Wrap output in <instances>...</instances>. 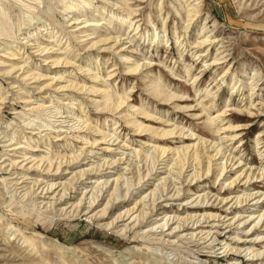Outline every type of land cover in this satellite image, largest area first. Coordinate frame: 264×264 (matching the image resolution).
I'll list each match as a JSON object with an SVG mask.
<instances>
[{"label":"rangeland","instance_id":"rangeland-1","mask_svg":"<svg viewBox=\"0 0 264 264\" xmlns=\"http://www.w3.org/2000/svg\"><path fill=\"white\" fill-rule=\"evenodd\" d=\"M261 174L264 0H0V264H264Z\"/></svg>","mask_w":264,"mask_h":264},{"label":"bare ground","instance_id":"bare-ground-1","mask_svg":"<svg viewBox=\"0 0 264 264\" xmlns=\"http://www.w3.org/2000/svg\"><path fill=\"white\" fill-rule=\"evenodd\" d=\"M194 1H197V0H192V2H194ZM198 4H199V2L196 3V4H194V5H198ZM195 13H196V12H195ZM195 13H194V15H195ZM191 19H192V18H191ZM88 26H89V27H90V26L93 27L94 25H88ZM100 42H101V41H98V43H100ZM104 42H105V41H104ZM115 42H116V44H117V43H119L120 41H117V40H116ZM215 42H216V41H215ZM203 44H205V41H203V42L201 43V45H203ZM211 44H212V43H211ZM93 45H94V44H93ZM201 45H200V46H201ZM93 47H94V46H93ZM111 48H112V47H109V50H110ZM122 52H123V50H122ZM57 61H58V60H57ZM215 62H216V61H215ZM215 62H213V63H215ZM56 63H57V62H56ZM56 63H55V64H56ZM58 63H59V62H58ZM58 63H57V64H58ZM213 63H212V64H213ZM66 64H70V63L67 62ZM215 66H216V65H215ZM126 70H127V72H128L127 74H130V76H133L136 72H138V65H129V66L127 67ZM112 77H113V76H112ZM55 79H56V78H55ZM153 84H155V83H153ZM153 84H152V85H153ZM94 91H95V90H94ZM152 91H153V95L155 94L154 97L156 96V97L159 98V94L155 93V92H156L155 90H152ZM92 92H93V91H92ZM125 100H126V99H125ZM125 100H124V101H125ZM126 101H127V100H126ZM121 102H122V101H121ZM124 103H125V102L118 103L117 106L115 105V108L119 109V108L123 107ZM159 103H160V102H159ZM125 104H126V103H125ZM166 104H167V103H166ZM126 105H127V104H126ZM124 107H125V106H124ZM128 107L134 109V110H133V113H138V112H139L138 110H135L134 106H128ZM104 108H106V105H105ZM117 109H116V110H117ZM140 114H141L142 116H144L143 120L148 121V119H146V118H148L149 115H147V114L144 113V112H139V115H140ZM137 115H138V114H137ZM145 117H146V118H145ZM149 119H150V118H149ZM237 119H239V118H237ZM127 123H128V122H127ZM128 124H129V123H128ZM130 124H131L132 126H135V122H133V121H132V123H130ZM130 124H129V125H130ZM138 125H139V124H138ZM140 127H141V126H140ZM136 128H138L137 125H136ZM236 129H237V128H236ZM236 129H234L233 127L229 126V127H226V130H228V131H226V132H231L230 130H232V132H234ZM143 130H144V129H143ZM145 131H146V130H145ZM171 131H172V130H171ZM237 131H238V130H237ZM237 131H236V132H237ZM163 132H164V131H163ZM164 133L167 134L168 132H164ZM168 134L170 135V134H172V133L170 132V133H168ZM179 135H180V134H179ZM180 137H181V136H180ZM236 137H237L236 135H231L229 141L234 140ZM185 140H188V139H185ZM189 140H190V139H189ZM114 141H115V140H114ZM16 149H17V148H16ZM187 149H189V147H187ZM109 152H110V151H109ZM29 159H30V158H29ZM27 160H28V159H27ZM30 163H31V162H30ZM113 163H114V162H113ZM48 167H49V166H48ZM48 167H47V168H48ZM47 168H46V169H47ZM46 169H45V170H46ZM48 169H49V168H48ZM59 169H60V164H59V167L55 170L56 172H54V173H55V174H58ZM28 171H29V170H28ZM38 171H39V170H38ZM48 171H50V170H48ZM92 171H93V170H92ZM224 171H225V168L222 167V168H221V172L223 173ZM89 172H90V171H89ZM48 173H49V172H48ZM84 173H85V172H84ZM77 176H78V175H77ZM78 177H79V176H78ZM240 177H241V175H240L239 177H237V179H236L235 181H233V183H231L230 185H235V186L239 185V183H241L242 179L245 178V177H243L241 180H239ZM76 178H77V177H76ZM79 179H80V178H79ZM259 180H260L259 182L264 181V174H261V175L259 176ZM246 183H247V182H246ZM246 183H245V184H246ZM245 184H244V185H245ZM247 185H248V184H247ZM51 188H52V187L50 186V189H51ZM50 189H49V190H50ZM54 191H55V190H54ZM54 191H52V192H48V191H47V192L45 193V195H47V194H49V193L51 194V193H53ZM263 196H264V195H263ZM247 198H248V200H249V199H250V196L247 197ZM244 199H245V198H244ZM253 199H254V198H253ZM59 200H60V199H59ZM237 200H238V199H237ZM242 200H243V199H242ZM250 201H251V200H250ZM240 202H241V201H240ZM243 202L246 203L247 200L245 199ZM236 203H238V202H236ZM90 204H91V203H90ZM90 204H89V206H90ZM208 204H209V202H208ZM238 204H239V203H238ZM242 204H243V203H242ZM246 204H247V203H246ZM254 204H255V205H258V204H262V203H261L260 201H256ZM91 205L93 206V204H91ZM76 206H77V205H76ZM92 206H91V207H92ZM205 207H206V208H211V206H210V205L208 206L207 204H206ZM89 208H90V207H89ZM132 208H133V207H132ZM195 208H198V207H195ZM87 209H88V208H87ZM129 212H131V211L129 210ZM126 213H127V212H126ZM128 214H130V213H128ZM261 214H263V212H262ZM124 215H125V214H124ZM131 216H132V214H131ZM262 216H263V215H262ZM124 217H125V216H124ZM259 217H260V216H259ZM118 218H119V217H118ZM191 218L193 219L192 216H191ZM191 218H190V219H191ZM211 218H212V217H211ZM261 218H262V217H261ZM256 219L258 220L259 218L257 217ZM256 219H254V220H256ZM169 220H170V219H169ZM254 220H253L252 222H254ZM260 220H261V219H260ZM258 221H259V220H258ZM166 222H167V221H166ZM185 222H186V221H185ZM193 223H194V225L197 226L200 222H198V221H197V222H194V221H193ZM256 223H257V222H256ZM165 224H166V226H168V225H167L168 223H165ZM190 225H191V224H190ZM194 225H193V226H194ZM222 225H223V224H222ZM262 225H263V226H261V228H262V227L264 228V222L262 223ZM228 226H229V224H228ZM228 226H227V227H228ZM200 227H201V225H199L198 228H200ZM220 227H221V226H220ZM238 227H239V226H238ZM162 228H165V226L162 227ZM198 228H196L195 230H197ZM253 228H254V231H255V229L257 228V225H254ZM163 230H164V229H163ZM167 231H170V228H169ZM246 234H247V233H246ZM259 239H260V238H259ZM259 242H264V240H263V241H260V240H259ZM239 252H240V251H239ZM237 253H238V251H237ZM241 253H242V252H241ZM258 255H259V253H258ZM238 256H240V255H238ZM250 256H251V255H250ZM250 256H249V258L247 259L248 261L253 262L254 260H259L258 258H255L254 255H253L254 257H252V258H250ZM259 256H260V255H259ZM259 256H258V257H259ZM256 257H257V256H256Z\"/></svg>","mask_w":264,"mask_h":264}]
</instances>
